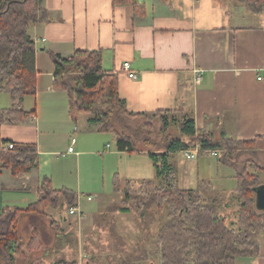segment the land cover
<instances>
[{"label": "crops", "instance_id": "0c3cea01", "mask_svg": "<svg viewBox=\"0 0 264 264\" xmlns=\"http://www.w3.org/2000/svg\"><path fill=\"white\" fill-rule=\"evenodd\" d=\"M135 1L144 4L143 15L136 16L130 4H113L112 0H42L50 19L29 26L35 46L36 95L30 100L25 98L26 115L18 123L0 118V140L35 144L37 168L16 176L0 168V211L34 202L43 178H48L55 190L71 191L76 210L69 213L72 199L63 195L57 212L51 206L42 215H22L19 225L26 232L23 237L19 231L21 241L26 243L32 232L38 238L33 244L36 248L17 256L15 264H28L38 258L43 264H160L145 228L137 230L136 238H129L120 234L129 228L124 231L112 225L116 220L108 226L86 222L91 210L80 208L78 193L89 192L96 197L116 174L121 181L128 179L132 183L155 179V169L146 150L117 151L104 136L106 133L96 131L95 126L75 130L68 116L66 92L52 87L54 66L50 53L66 57L75 50L101 51L102 67L116 74L118 95L129 112L188 114L197 130L205 131L216 141L246 142L264 136L263 20L234 24L233 15L224 4L226 0ZM233 2L232 12L237 5L243 6ZM125 61L136 78H130L122 69ZM195 70H200L198 83ZM10 105L8 95L0 92V111ZM243 152L249 153L250 168H261L259 178L264 182L263 150L246 148ZM173 153L168 160L180 188L210 184L214 193L224 196L220 197V210H227L230 203L236 202L230 197L237 186L230 164L216 159L219 183L214 188L213 179L207 178L206 182L192 178L191 165L190 169L187 165L182 167L178 180L177 169L170 160ZM84 157L92 160L88 186L79 175ZM226 167L229 169L224 172ZM220 170L224 173L219 174ZM110 233L116 234L117 239L107 236ZM99 243L106 250L100 249ZM257 243V256L238 257L234 264H264V232L259 234Z\"/></svg>", "mask_w": 264, "mask_h": 264}, {"label": "trees", "instance_id": "16d2710c", "mask_svg": "<svg viewBox=\"0 0 264 264\" xmlns=\"http://www.w3.org/2000/svg\"><path fill=\"white\" fill-rule=\"evenodd\" d=\"M112 1L113 4L132 5L136 16L143 15L145 11L144 4L135 0ZM234 1L252 12L264 10V0ZM41 2L0 0V92L7 94L11 101L8 109L0 111L1 121L13 124L21 121L26 115L25 98L36 95L35 46L28 30L31 24L50 19ZM50 57L54 66L52 87L66 92L68 116L75 130L80 126L83 130L95 126L98 132L112 133L115 149L126 153L144 151L137 148L140 141L158 146L156 150H146L153 162L155 179L142 180L138 193L133 197L125 190L123 202L134 200L136 207L141 209L138 216L145 220L153 217L148 213L151 205L155 204L158 211L166 209V220L159 225L153 241L160 264H234L238 257L258 255L257 238L264 232V212L255 207L253 188L264 182L259 178L261 168L255 167L250 171L249 153L243 150L259 148L264 152V136H256L246 142L234 139L216 141L205 131L197 130L194 119L188 114L129 112L118 95L116 74L102 67L101 51L75 50L66 57L56 53H50ZM137 117L154 119L159 124L156 136L160 138L128 124V120ZM118 126H122L126 133L119 132ZM7 142L12 141L0 140V168L13 176L27 174L37 168L35 144L12 142L13 146L6 148ZM197 143L200 147L196 155H212L215 151L217 155L212 156L219 161L238 166L235 173L237 186L233 194L237 204L236 224L227 225L220 215V195H210L213 192L210 184L201 183L203 187L199 185L187 190L177 185L175 170L168 156L176 151L184 153L193 149ZM242 154L248 158L239 162ZM120 181L121 178L114 175V190L118 189ZM123 181L130 186V180ZM63 195L73 201L69 202L68 211L75 208L71 191L55 190L50 180L43 178L34 202L23 208L10 207L0 211V264H15L18 255L36 248L33 246L38 238L36 232L31 233L26 243L21 241L19 218L24 214L42 215L48 205L58 208ZM120 210L129 212L130 208L122 207ZM28 264L43 263L38 258Z\"/></svg>", "mask_w": 264, "mask_h": 264}, {"label": "rangeland", "instance_id": "374dc122", "mask_svg": "<svg viewBox=\"0 0 264 264\" xmlns=\"http://www.w3.org/2000/svg\"><path fill=\"white\" fill-rule=\"evenodd\" d=\"M224 4H226L227 7H229L228 8L229 13L231 12V14L233 15L232 22L234 24L257 23V22H261L262 20L264 22L263 12L262 13L252 12L240 5H237L238 7L232 12V9L230 8V6L231 5L233 6L234 4L233 0H230V1L226 0ZM26 99L30 100V97H27ZM128 124L131 125L134 129H138L143 133L151 132L152 137L154 136L157 137L156 133L158 132L159 124L152 118L150 119L148 117H137L136 119H133L130 121L128 120ZM117 128L119 132L126 133V130L122 128V126H118ZM79 129H80L79 131H82L81 126L79 127ZM104 136H107L109 138L108 140L112 144V147H113L114 135L112 133H106ZM157 138L159 139L160 136H158ZM157 147L158 146H154L151 144L146 145L142 143V141L137 142V148L142 149V150H156ZM245 158H248V156L245 154H242L239 158V162L243 161V159ZM170 160L173 162V164L175 165L177 169L178 180L180 177V173L182 171V167L183 166L186 167L187 165L190 169L191 168L190 165H191L193 166V168L191 169L189 173L192 176V178L199 177L198 179H204V181L206 182H207L206 180L207 178L213 179V183L215 185L214 188H216V184L219 183L216 177L218 175V172L216 170L217 161H216V157L212 155H203L202 157L200 156L198 157V155L195 154L194 158L186 159L184 158L182 152L176 151L171 155ZM66 166L67 167L71 166L70 168L74 169V166L71 163H66ZM231 167H232L231 169H232L233 174H235L238 169V166L237 167L231 166ZM228 169L229 168L226 167L224 172H227ZM249 169L250 171H253L255 170V167H253V169L249 167ZM224 172L220 170L219 174H223ZM91 174H92V160L89 157H84L79 165V175H80V179L83 180V184H85L86 186L90 184L88 181V178L91 177ZM113 185L114 184L111 181V178H109L106 181V185H105L106 188H104L103 191L99 193L98 196L93 197L94 194L89 193V192L77 194L78 203L80 205V208L84 210L85 212L87 210H91L89 215L86 217V222L89 223L92 221L94 225L108 226L112 224L110 223V221L116 220L115 221L116 224H112V225L120 226L121 228H123L124 231H125V228H129L128 231L122 232L123 231L122 230L121 231L122 233H120L122 236L124 237L128 236L129 238H136L135 235L137 234V230L141 232L145 228L146 229L145 235H147V239L151 240V242L154 241V237L159 228V225H161L162 222L166 220L164 217L166 214V209L163 208L161 211H158L156 208V205L153 204L148 209V213H152L153 217L150 220L148 219L145 220L142 217L140 218L138 214L140 213L141 209H138L136 207L134 200L130 199V201L127 203H124L123 200H124L125 190L129 192L130 196L133 197L138 193L139 190L137 189H139V186L141 184L131 182L130 186H127L124 181H120L118 185V189L116 190L113 189L114 188ZM200 186L203 187V185H200ZM141 188H142L141 191H143L144 188L143 187ZM211 191H213V189ZM202 192L204 193V191ZM218 194L221 195L220 193ZM210 195L213 196L214 192H211ZM140 196H143V195L141 194ZM88 197H90V199H87ZM220 197L221 199L224 198L223 195ZM230 197L233 199L234 195ZM26 198L28 199V197ZM24 205H27V204H24ZM47 207L50 208L51 206L48 205ZM122 207H129L130 211L122 212L120 210V208ZM227 207H228L227 210L222 208L219 211V213L220 215H222L221 214L222 212L224 215H226L224 216V219L226 220V224L231 226L232 223L236 224V209H237L236 202H232V204L230 203V206L228 205ZM55 209L56 210L53 209L54 212H57L59 210V208H55ZM48 211L51 214L50 209H48ZM50 216H53V215H50ZM19 231H20V234H22V236L24 237L23 233L26 232V228H24L22 224L19 225ZM115 235L116 234L110 233L107 236L116 238ZM116 243L119 244V241L116 240ZM98 246L100 247V249L106 250V247L102 245L101 243H99ZM25 252H31V250L30 251L25 250ZM188 264H192V262H189Z\"/></svg>", "mask_w": 264, "mask_h": 264}, {"label": "built area", "instance_id": "2783aa9c", "mask_svg": "<svg viewBox=\"0 0 264 264\" xmlns=\"http://www.w3.org/2000/svg\"><path fill=\"white\" fill-rule=\"evenodd\" d=\"M121 67H122L123 70H125V71L128 72V76H129L130 78H136V77H137V74H135V73L129 71V62H127V61L123 62V63L121 64ZM200 77H201V76H200V70H195V82H196V83H198V82L200 81ZM74 142H75V139L72 138V139H71V143H74ZM12 146H13V143H12V142H7V143L5 144V147H6V148H11ZM199 147H200V146H199L198 143L195 144V146H194L193 149L185 150V151H184V156H185L187 159L192 158V157L194 156V154L199 150ZM69 151H72V148H71V147H69ZM212 155L216 156V155H217V152L213 151V152H212ZM88 199H90V197H89ZM75 210H76L75 208H71V209L69 210V213H74Z\"/></svg>", "mask_w": 264, "mask_h": 264}, {"label": "water", "instance_id": "95a60500", "mask_svg": "<svg viewBox=\"0 0 264 264\" xmlns=\"http://www.w3.org/2000/svg\"><path fill=\"white\" fill-rule=\"evenodd\" d=\"M255 194V207L264 212V184L253 188Z\"/></svg>", "mask_w": 264, "mask_h": 264}]
</instances>
